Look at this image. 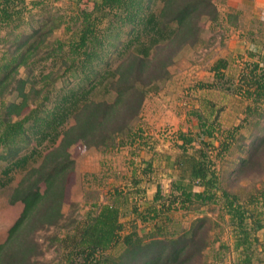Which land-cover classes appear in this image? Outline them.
I'll use <instances>...</instances> for the list:
<instances>
[{
	"label": "trees",
	"instance_id": "1",
	"mask_svg": "<svg viewBox=\"0 0 264 264\" xmlns=\"http://www.w3.org/2000/svg\"><path fill=\"white\" fill-rule=\"evenodd\" d=\"M74 1L70 22L63 29L65 36L51 35L66 20L58 24L47 21L20 37L0 64V161L4 162L0 186L9 185L18 174L8 201L22 204L0 241V264H48L37 259L42 253L38 234L55 226L67 230L76 223L63 210L67 203L74 205L67 199L71 179L77 181L70 149L109 152L126 146L135 153L134 149L148 145L141 136L142 127L132 124L145 97L167 78L168 66L178 51L194 44L200 19L218 17L212 0H158V6L156 0H91L86 9L79 7L80 0ZM38 3L0 0V30L19 29L26 11ZM224 18L231 19L229 13ZM125 24L129 27L122 29ZM123 34L127 38L121 40ZM38 48L41 55L30 60ZM111 53L117 55L116 64L109 60ZM39 62L44 66L34 72L33 66ZM226 66L224 58H217L212 66L213 81L199 82L197 87L218 86L214 80L224 77ZM20 67H25L26 74L17 77ZM63 78L67 83L56 88ZM9 83L16 94L13 100L3 94ZM233 93L246 100L242 122L219 129L198 120V130L179 132L181 151L172 160L177 180L167 192L158 188L153 204L144 209L132 206L130 214L136 220L132 224L152 221L148 232L140 235L135 227L124 231L120 205L95 202L74 232L65 238L53 236L52 242H65L62 263L218 264L225 248L228 253L235 251L238 264H264V243L258 234L264 227V128L259 127L264 116V65L247 62ZM253 115L256 122H252ZM245 123L257 124L252 126L253 138L247 146L238 144V157L231 162L238 161L240 177L246 174L260 179L249 191L234 189L238 177L225 182L219 167ZM216 130L221 138L215 145L210 139ZM244 153L245 157H239ZM192 184L198 188L187 186ZM117 194L122 193L117 190ZM210 205L218 207L232 229L231 250L226 243L214 248L218 238L208 236V228L202 232V224L195 226L202 221L199 218L182 234L166 235L170 214Z\"/></svg>",
	"mask_w": 264,
	"mask_h": 264
},
{
	"label": "rangeland",
	"instance_id": "2",
	"mask_svg": "<svg viewBox=\"0 0 264 264\" xmlns=\"http://www.w3.org/2000/svg\"><path fill=\"white\" fill-rule=\"evenodd\" d=\"M31 1L26 0L27 3ZM33 1L39 3L34 7L29 4L31 8L25 13V23L19 29L0 30V64L5 59L3 56L10 54L19 44L20 37L29 34L36 27L47 25V21L49 24H58L66 20L67 22L62 23L51 35L65 36L63 29L65 24L70 22L68 17L74 11L75 1ZM212 2L218 17L213 21L205 16L200 19L194 44L185 45L178 51L173 62L168 66L169 75L165 80L157 83L155 91L147 94L139 114L132 123L133 126L142 127L143 135L141 136H144L143 139L148 142V145L141 149H134L135 153H131L132 148L126 146L113 148L109 152L93 148L80 151L76 146L70 149V153L75 158L77 181L71 179L69 183L70 192L67 201H73L74 205L67 203L63 206V210L68 216L67 219L73 218L76 223L67 230L55 226L38 234L37 240L42 251L37 257L39 261L63 264L66 254L63 245L65 242L56 240L52 242L53 236L58 234L59 237H64L74 232L84 220L85 212L95 202L118 203L124 231L135 227L134 229L140 235L148 232L152 221L140 223L137 220L136 225L132 224L136 220H132L133 216L130 212L132 206L144 209L149 203L153 204L152 198L155 191L159 188L162 192H167L171 182L177 180L172 160L181 151L179 132L188 133L198 130V120L212 123L219 129L234 127L242 122L245 116L246 100L233 92L238 84V75L247 62L258 61L264 65V0H231L230 4H227L226 0H212ZM91 5V0L79 1V7L82 9L90 8ZM158 5L156 0V6ZM226 13H229L230 20L225 21ZM128 27L129 25L125 24L122 29ZM44 31L45 29L41 32ZM126 38L123 34L120 39ZM117 40L114 39L115 42ZM41 52L42 49L38 48L30 60L38 58ZM220 57L226 60L227 66L223 70L224 77L218 81L214 80L218 86L197 87L199 82L213 81V62ZM109 60L116 64L118 62L116 53H111ZM39 66H44V63L35 64L34 72L40 68ZM25 74V67H20L17 77L25 76ZM66 81L65 78L60 79L56 88L65 85ZM3 94L7 100H13L16 95L10 83ZM97 95H101V92ZM252 117V122L253 119L256 122L257 118L254 115ZM253 125L257 124L245 123V127L239 129L240 135L231 147V153H228L226 161L219 166L225 176V182L232 179L231 177H238L236 186L233 185L234 189L243 187L245 191H249L251 187L259 184L260 179L256 180L253 176L245 174V177H240L237 173L238 161L231 162L238 157L236 151L238 144L243 143L247 146L251 143L255 132ZM259 127L264 128V116L261 118ZM220 138V131L216 130L210 141L216 145L217 139ZM194 146L197 147V144ZM246 155L247 153H244L239 157ZM148 164L151 166L148 167ZM3 165L4 162L0 161V168ZM19 177L17 174L9 185L0 186V241L4 238L6 228L18 216L22 207L19 202L10 204L8 201L10 191ZM135 179L138 182L133 183ZM187 186L192 189L198 188L195 184ZM117 190L122 194H117ZM197 218L202 221L197 222L195 226L202 224V232L208 228L210 229L208 236L218 238L214 248L220 243H226L229 244L230 250L232 249V229L226 217L222 218L219 215L217 206H203L170 214L169 220L165 222L166 235L169 236L173 232L177 235L182 234ZM221 250L224 259L218 264H238L235 251L231 250L228 253L225 248ZM256 252L258 253L257 249ZM256 252L254 260L257 257ZM212 254L213 252L208 254L207 262L211 260Z\"/></svg>",
	"mask_w": 264,
	"mask_h": 264
},
{
	"label": "crops",
	"instance_id": "3",
	"mask_svg": "<svg viewBox=\"0 0 264 264\" xmlns=\"http://www.w3.org/2000/svg\"><path fill=\"white\" fill-rule=\"evenodd\" d=\"M226 2H227V4H230L231 0H226ZM259 234L261 235V236H259V239L264 243V227L261 228V230L259 231ZM259 250H260V248H259Z\"/></svg>",
	"mask_w": 264,
	"mask_h": 264
}]
</instances>
